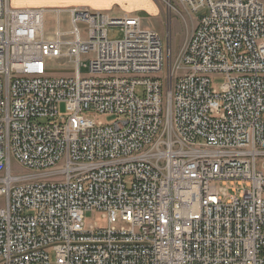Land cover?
<instances>
[{
  "label": "built area",
  "instance_id": "built-area-1",
  "mask_svg": "<svg viewBox=\"0 0 264 264\" xmlns=\"http://www.w3.org/2000/svg\"><path fill=\"white\" fill-rule=\"evenodd\" d=\"M176 1L164 57L140 17L0 0V264H264V6Z\"/></svg>",
  "mask_w": 264,
  "mask_h": 264
},
{
  "label": "rangeland",
  "instance_id": "rangeland-1",
  "mask_svg": "<svg viewBox=\"0 0 264 264\" xmlns=\"http://www.w3.org/2000/svg\"><path fill=\"white\" fill-rule=\"evenodd\" d=\"M159 7V12L157 13H139V16L146 22V26L150 29H153L160 37L162 41V51L163 56L165 57L167 40H170V45L173 53H177L186 41L188 35L196 27L197 21L200 18L201 14H192L188 12L183 6L178 5L177 1L173 0V6L176 8L182 15L173 14L171 12L170 16L167 14V10L164 7V3L159 0H154ZM55 17L48 15L47 16V29L54 22ZM62 30H68L69 26L66 23V18L63 16L62 19ZM52 28V27H50ZM107 35L110 40H117L123 37L121 28L113 27L108 28ZM70 71L64 69H52L48 71V75L52 78H60L63 75H68ZM81 75L87 74V70L82 68L80 71ZM224 79L220 76H212L211 84L214 90H219V87L223 84ZM138 96L141 95V88L137 87L135 90ZM59 113H64V107H59ZM92 119L96 124L108 125L113 124L117 117L115 115H103V114H92ZM257 170L264 173V161L257 162ZM1 204V203H0ZM84 222L86 226L89 225H98L103 226L104 221L101 219L98 213H86L84 216Z\"/></svg>",
  "mask_w": 264,
  "mask_h": 264
},
{
  "label": "crops",
  "instance_id": "crops-1",
  "mask_svg": "<svg viewBox=\"0 0 264 264\" xmlns=\"http://www.w3.org/2000/svg\"><path fill=\"white\" fill-rule=\"evenodd\" d=\"M259 1L264 6V0ZM9 3L15 9L86 8L90 11L106 12L117 17L122 15L140 17V12L141 14L145 12L157 13L160 10L154 0H9ZM142 21L145 22L143 19ZM144 25L146 26V24Z\"/></svg>",
  "mask_w": 264,
  "mask_h": 264
}]
</instances>
